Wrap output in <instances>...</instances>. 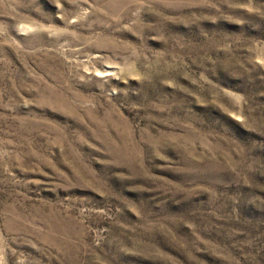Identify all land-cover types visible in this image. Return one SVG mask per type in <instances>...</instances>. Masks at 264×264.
Returning a JSON list of instances; mask_svg holds the SVG:
<instances>
[{
  "label": "rangeland",
  "instance_id": "374dc122",
  "mask_svg": "<svg viewBox=\"0 0 264 264\" xmlns=\"http://www.w3.org/2000/svg\"><path fill=\"white\" fill-rule=\"evenodd\" d=\"M0 264H264V0H0Z\"/></svg>",
  "mask_w": 264,
  "mask_h": 264
}]
</instances>
